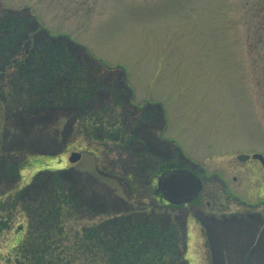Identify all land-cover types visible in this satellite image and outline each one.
Masks as SVG:
<instances>
[{"label": "rangeland", "instance_id": "obj_1", "mask_svg": "<svg viewBox=\"0 0 264 264\" xmlns=\"http://www.w3.org/2000/svg\"><path fill=\"white\" fill-rule=\"evenodd\" d=\"M254 1L0 0V264L15 262L26 208L61 191L77 208L63 221L70 238L96 229L167 264H212V239L216 264H264V219L234 213L256 204L264 215V168L237 161L264 157V47L249 59L246 36ZM9 155L19 172L4 169ZM159 161L204 177L226 213L212 222L206 200L161 209L148 184ZM44 163L54 175L37 174Z\"/></svg>", "mask_w": 264, "mask_h": 264}, {"label": "trees", "instance_id": "obj_2", "mask_svg": "<svg viewBox=\"0 0 264 264\" xmlns=\"http://www.w3.org/2000/svg\"><path fill=\"white\" fill-rule=\"evenodd\" d=\"M249 15L246 34L251 55L256 46L264 47V0H255ZM93 119L92 124H96ZM18 168L16 164L12 169L19 172ZM66 195L61 191L50 202L42 204L39 210L32 206L26 208L31 220L27 236L15 248L17 253L14 264H167L165 254L160 251L146 249L135 254V246L123 249L119 247L122 241L99 237L96 229L85 231L78 240L75 234L70 238L63 227V221L72 217L77 208L71 200L65 198ZM2 208H5L4 205ZM7 211L11 214L9 209ZM104 223L108 221H103L101 226ZM8 228V218L0 220V232Z\"/></svg>", "mask_w": 264, "mask_h": 264}, {"label": "flooded vegetation", "instance_id": "obj_3", "mask_svg": "<svg viewBox=\"0 0 264 264\" xmlns=\"http://www.w3.org/2000/svg\"><path fill=\"white\" fill-rule=\"evenodd\" d=\"M106 112H108V111H104V114L106 113ZM93 118V117H92ZM92 118H90L91 119V121H92ZM104 119V118H103ZM148 119V118H147ZM93 120H95V122H96V118H94ZM142 122H144V120L143 119H141V118H139V122H138V124L139 125H141L142 124ZM91 124H92V122H91ZM109 130H111V128H109ZM118 133H116L115 135L118 137V135H117ZM108 136H110V137H112V138H115L114 136H113V134H111V133H108ZM139 143H140V148L142 147L141 146V144H142V142H140L139 141ZM148 151H150V154H152L153 155V152H152V150H148ZM73 152H79V153H81V155H82V157H83V154H84V152H83V149L80 147V148H76L75 149V151H73ZM9 159H7V162L5 163V170H8V171H10L13 167H15V166H13L12 167V164H11V159H10V157H11V155H9V156H7ZM155 158H157V156L155 157ZM241 163V162H240ZM239 162H238V164H240ZM245 163H247V162H245ZM245 163H241L240 165H244ZM44 167L43 168H45V169H42V168H40V169H37V174H39V173H44V172H47V173H50L51 175H54L55 173V171H57V169H54L53 167H51V164H45L44 163ZM19 166V165H18ZM12 167V168H11ZM162 167H165V168H163V171H161V168ZM46 168H49V169H46ZM176 168H183V166H178V165H176V164H172V163H169V162H166V163H161L160 161H159V163H157L156 165H155V167L153 168V170H152V175L149 177V190L151 191V193H152V197H153V200H155V202H156V204L161 208V209H170V210H172V211H180V212H182L183 210H190V209H193L194 207H198L204 200H206L207 201V205L209 206L210 205V207L212 208V209H214V211L212 212V215H213V219H212V222H214L215 221V223L218 221V219H219V217H217L218 216V214H220V213H225L226 211H227V209H226V205L224 204V202L221 200V199H219L217 202L215 201V199H216V197H217V195H218V191H216L214 194L211 192L212 190H208V189H206V186H205V180H204V177H202V176H200V178H201V180H202V183H203V187H202V190H201V192L199 193V195L197 196V198L195 199V200H193L190 204H186V205H182V206H176V205H173V204H170L166 199H165V197H164V195H163V193L162 192H160L159 191V189H158V180H159V177L164 173V172H166L167 170H169V169H176ZM18 170H19V168H18ZM60 171V170H59ZM96 172L97 173H99V175L101 176V177H112L109 173H104V172H102V171H100L98 168L96 169ZM221 183H223L222 182V180H221ZM222 185V184H221ZM228 194H230V192L228 193ZM230 196H232V197H230ZM231 200V199H234V202H235V204H237V202H238V204L239 205H237V206H239L240 207V205H242V206H247V207H250L249 205H247L246 203V201L244 202V201H242L241 199H239L238 197H235V196H233V195H229V198L227 199V200ZM209 201H211V202H213V204L211 205V202H209ZM258 203H260L261 204V206L262 205H264V202H261V201H259ZM249 204V203H248ZM251 205V204H250ZM256 206H259V205H256L255 204V206H253V207H251V209H246V210H240V209H237L236 208V210H235V214L238 216V215H241V216H244V215H248V219L249 220H253L254 218H258V220L257 221H259V222H257V224L258 223H262V222H260V220H259V218H263L264 219V215H263V213H260V211H258V210H256ZM6 208V210L7 209H9V206H7V207H5ZM4 208V209H5ZM225 208V209H224ZM3 209V208H2ZM211 210V209H210ZM233 213V214H234ZM162 217V216H161ZM176 218H177V215L175 216ZM187 218H188V216H186ZM195 218H197V216H194ZM186 219V218H185ZM241 220V219H240ZM103 221H108V220H106V219H104ZM204 221V220H203ZM202 221V222H203ZM204 223V225H206V223L205 222H203ZM238 223H240V224H245V221H241V222H238ZM247 223V222H246ZM184 224H187V222L185 223V221H184ZM185 229H184V231H187L186 229V227H184ZM172 230V232H167L166 231V233H167V235H171L173 238H175L176 240H178V238H176V236H178L179 235V233L177 232H174V231H176V230H174V228L173 229H171ZM262 238H263V236H261ZM259 238V237H258ZM257 238V239H258ZM259 242H260V240H259ZM252 246V245H251ZM251 251V249H248L247 251ZM204 252H205V250H204ZM205 253H207V252H205ZM206 257L208 258V260H209V257L206 255L205 257H204V259H205V261H206ZM206 262H208V261H206Z\"/></svg>", "mask_w": 264, "mask_h": 264}, {"label": "water", "instance_id": "obj_4", "mask_svg": "<svg viewBox=\"0 0 264 264\" xmlns=\"http://www.w3.org/2000/svg\"><path fill=\"white\" fill-rule=\"evenodd\" d=\"M81 159L80 153H72L69 161L76 163ZM238 159L245 162L250 156L241 155ZM253 159L261 161V155H254ZM158 189L163 193L166 200L173 205H183L192 202L202 189L200 178L191 170L186 168L169 169L164 172L158 180Z\"/></svg>", "mask_w": 264, "mask_h": 264}, {"label": "bare ground", "instance_id": "obj_5", "mask_svg": "<svg viewBox=\"0 0 264 264\" xmlns=\"http://www.w3.org/2000/svg\"><path fill=\"white\" fill-rule=\"evenodd\" d=\"M261 238H260V240H261ZM246 264H254L253 261H252V258H246Z\"/></svg>", "mask_w": 264, "mask_h": 264}]
</instances>
